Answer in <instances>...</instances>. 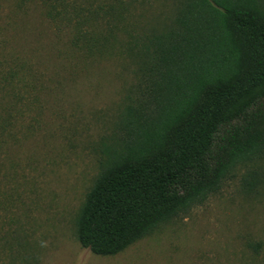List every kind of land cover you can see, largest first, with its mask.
<instances>
[{
  "label": "rangeland",
  "instance_id": "374dc122",
  "mask_svg": "<svg viewBox=\"0 0 264 264\" xmlns=\"http://www.w3.org/2000/svg\"><path fill=\"white\" fill-rule=\"evenodd\" d=\"M102 1L55 0L48 17L49 0H0V264H264V155L116 254L79 244L76 219L121 140L119 113L139 79L118 48L124 30H165L178 5L124 0L111 52L89 56L73 44L74 15ZM95 25L84 27L107 29Z\"/></svg>",
  "mask_w": 264,
  "mask_h": 264
},
{
  "label": "trees",
  "instance_id": "16d2710c",
  "mask_svg": "<svg viewBox=\"0 0 264 264\" xmlns=\"http://www.w3.org/2000/svg\"><path fill=\"white\" fill-rule=\"evenodd\" d=\"M128 3L77 12L73 44L89 56L111 52ZM177 3L169 28L138 38L131 23L118 46L139 79L119 113L121 140L76 219L79 244L98 255L124 250L217 191L238 164L264 155V0ZM99 21L105 32L84 27ZM255 185L252 174L243 178L248 190Z\"/></svg>",
  "mask_w": 264,
  "mask_h": 264
}]
</instances>
